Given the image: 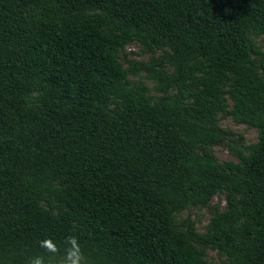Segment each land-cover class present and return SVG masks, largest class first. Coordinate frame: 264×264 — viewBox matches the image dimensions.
Returning a JSON list of instances; mask_svg holds the SVG:
<instances>
[{"label":"trees","instance_id":"1","mask_svg":"<svg viewBox=\"0 0 264 264\" xmlns=\"http://www.w3.org/2000/svg\"><path fill=\"white\" fill-rule=\"evenodd\" d=\"M260 38L264 0H0V264H264Z\"/></svg>","mask_w":264,"mask_h":264},{"label":"rangeland","instance_id":"2","mask_svg":"<svg viewBox=\"0 0 264 264\" xmlns=\"http://www.w3.org/2000/svg\"><path fill=\"white\" fill-rule=\"evenodd\" d=\"M261 43L264 44V39H259ZM127 50H136L139 51L140 47L139 44L131 43L127 46ZM150 54L148 53H132L131 57L142 59V58H149ZM220 124L225 127L232 129L237 134H243L245 138V144H250L258 139V130L254 127H248L244 123H238L236 122L231 116L222 118L220 121ZM237 147L240 146L239 143L236 144ZM214 151L217 155V157L222 160L226 161L229 159L238 160V157L231 151V149L228 146L225 145H216L214 146ZM220 200L222 202V205L225 204L224 195H216L213 199L214 202H217ZM187 216H191L196 220L197 228L200 231H205L207 224L210 219V211L206 207H190L189 209H186L181 213V217L185 218ZM210 256L215 260L219 261V257L214 250H209Z\"/></svg>","mask_w":264,"mask_h":264},{"label":"clouds","instance_id":"3","mask_svg":"<svg viewBox=\"0 0 264 264\" xmlns=\"http://www.w3.org/2000/svg\"><path fill=\"white\" fill-rule=\"evenodd\" d=\"M44 254L35 255L26 264H89L80 239L76 234H69L64 238V247L52 237L39 241Z\"/></svg>","mask_w":264,"mask_h":264}]
</instances>
